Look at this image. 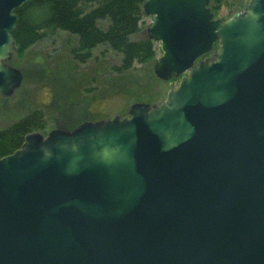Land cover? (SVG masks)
<instances>
[{
    "label": "water",
    "instance_id": "1",
    "mask_svg": "<svg viewBox=\"0 0 264 264\" xmlns=\"http://www.w3.org/2000/svg\"><path fill=\"white\" fill-rule=\"evenodd\" d=\"M28 1L0 0L5 97ZM142 11L153 74L178 85L0 157V264H264V0L225 20L209 0Z\"/></svg>",
    "mask_w": 264,
    "mask_h": 264
},
{
    "label": "rangeland",
    "instance_id": "2",
    "mask_svg": "<svg viewBox=\"0 0 264 264\" xmlns=\"http://www.w3.org/2000/svg\"><path fill=\"white\" fill-rule=\"evenodd\" d=\"M249 0H226L218 7V16L225 20L235 11L246 7ZM216 17V16H215ZM225 18V19H223ZM146 26L149 17H145ZM143 31L134 36L142 37ZM74 38L57 32L31 47L12 50L9 64L22 72L21 85L11 96L0 94V126L5 127L33 110H41L46 129L72 128L83 121H97L126 115L133 102L158 104L168 89L175 88L179 79L172 78L158 84L146 78L143 67L116 76L111 65L118 64L119 56L106 52L103 58L97 52L85 63L73 59L70 49ZM156 58L159 44L155 43ZM97 57V58H96ZM155 58V59H156Z\"/></svg>",
    "mask_w": 264,
    "mask_h": 264
},
{
    "label": "trees",
    "instance_id": "3",
    "mask_svg": "<svg viewBox=\"0 0 264 264\" xmlns=\"http://www.w3.org/2000/svg\"><path fill=\"white\" fill-rule=\"evenodd\" d=\"M226 0H209L214 15ZM144 0H29L15 10L17 22L12 38L16 54L34 43L65 32L74 38L70 53L76 61L85 63L95 59L94 53L103 58L106 52L119 56L118 64L111 65L112 72L120 77L135 71L137 65L145 66L146 78H153L156 58L155 42L145 34L146 22L142 11ZM225 19V18H223ZM143 31V36H134ZM217 47V45H216ZM97 58V57H96ZM9 63V62H8ZM41 110H33L8 126H0V157L18 149L24 137L31 132L46 129Z\"/></svg>",
    "mask_w": 264,
    "mask_h": 264
},
{
    "label": "flooded vegetation",
    "instance_id": "4",
    "mask_svg": "<svg viewBox=\"0 0 264 264\" xmlns=\"http://www.w3.org/2000/svg\"><path fill=\"white\" fill-rule=\"evenodd\" d=\"M8 63V62H7ZM9 64V63H8ZM10 65V64H9ZM77 126V125H76ZM61 128H63V129H68V128H64V127H61ZM73 128V127H72ZM72 128H70V129H72ZM69 130V129H68Z\"/></svg>",
    "mask_w": 264,
    "mask_h": 264
}]
</instances>
